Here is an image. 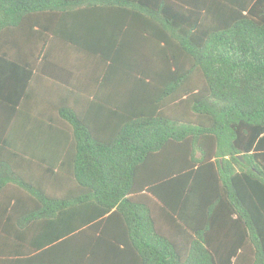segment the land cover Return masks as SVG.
I'll list each match as a JSON object with an SVG mask.
<instances>
[{
  "label": "trees",
  "instance_id": "obj_1",
  "mask_svg": "<svg viewBox=\"0 0 264 264\" xmlns=\"http://www.w3.org/2000/svg\"><path fill=\"white\" fill-rule=\"evenodd\" d=\"M0 56V264H264V0H0Z\"/></svg>",
  "mask_w": 264,
  "mask_h": 264
},
{
  "label": "crops",
  "instance_id": "obj_2",
  "mask_svg": "<svg viewBox=\"0 0 264 264\" xmlns=\"http://www.w3.org/2000/svg\"><path fill=\"white\" fill-rule=\"evenodd\" d=\"M10 46L8 44H5L4 50L6 53H8ZM3 64V65H2ZM13 74L12 70L9 66L6 65V61L3 57L0 56V83L5 87L8 85H11L13 82ZM84 75L77 74L75 84H78L80 86L87 85L85 84L87 81ZM10 87V86H9ZM1 112V111H0ZM7 122H10L8 118H5L1 116L0 114V130L1 127L3 128ZM9 129V128H8ZM9 132L8 136H10V130H3L0 131V138L6 139L7 133ZM10 148H7L4 144H0V188H2V191H0V206L3 208V210H6L7 203L13 202L14 197L11 196L10 191L7 190V188H17V192L21 193V185L20 181L21 178L25 180H29L33 182L34 184H37L36 178L39 176H42L43 171L38 167V165L30 166L27 163H20L15 165L9 162L10 156H9ZM12 167H14V170H12ZM31 168V169H29ZM19 174V176H17ZM16 192V193H17ZM1 209V208H0Z\"/></svg>",
  "mask_w": 264,
  "mask_h": 264
}]
</instances>
